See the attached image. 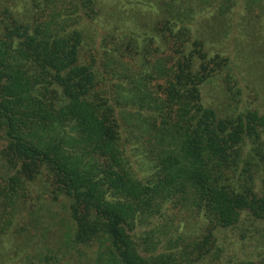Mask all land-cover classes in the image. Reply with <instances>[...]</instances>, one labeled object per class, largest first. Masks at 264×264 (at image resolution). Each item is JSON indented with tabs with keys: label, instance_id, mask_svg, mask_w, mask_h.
I'll list each match as a JSON object with an SVG mask.
<instances>
[{
	"label": "trees",
	"instance_id": "obj_1",
	"mask_svg": "<svg viewBox=\"0 0 264 264\" xmlns=\"http://www.w3.org/2000/svg\"><path fill=\"white\" fill-rule=\"evenodd\" d=\"M232 34H264V0H0V264L213 263L236 245L263 264L264 112Z\"/></svg>",
	"mask_w": 264,
	"mask_h": 264
},
{
	"label": "rangeland",
	"instance_id": "obj_2",
	"mask_svg": "<svg viewBox=\"0 0 264 264\" xmlns=\"http://www.w3.org/2000/svg\"><path fill=\"white\" fill-rule=\"evenodd\" d=\"M109 3V2H108ZM110 4V3H109ZM141 12H148L149 15L154 18L155 10L141 8ZM142 19V16H139ZM139 19L135 18H125L122 20V23H126L130 26H140L138 21ZM154 20V19H153ZM94 25L89 24L88 26V35L91 38L96 36V32L98 30L103 32L106 29H110V20H107L105 17L96 20ZM237 40V42H234ZM226 47L229 48L233 52L232 58L236 61L238 65L241 66V74H237V79L239 80L238 87L243 92V98L245 104L249 105L251 108L259 107L261 111L264 112V34H232L226 39ZM87 51L90 50V47L85 48ZM259 59L263 60L262 63H259ZM223 88V87H222ZM215 95L219 97V99L226 98L225 92L222 90L221 92L218 90H214ZM4 142L0 139V149L4 147ZM6 174V173H5ZM191 214L177 212L176 213V222L181 226L182 229L193 231L198 225L199 220L197 217H190ZM189 225V226H187ZM188 232V231H187ZM189 233V232H188ZM256 241V240H255ZM235 244H239L235 241ZM232 252L227 251L226 255H224L222 262H209V260H205L198 264H243V260H253L254 255H252V249L246 253L247 251H243L240 255L241 260H234L233 255L237 253L238 245H236ZM252 255V256H251ZM257 261H264V257L261 259L260 257H255ZM259 261V262H262ZM264 264V262H263Z\"/></svg>",
	"mask_w": 264,
	"mask_h": 264
}]
</instances>
